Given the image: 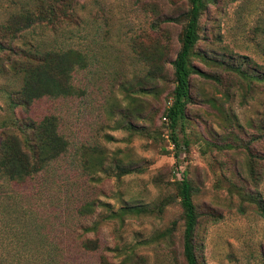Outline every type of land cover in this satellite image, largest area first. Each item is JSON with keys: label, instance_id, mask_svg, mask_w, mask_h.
Listing matches in <instances>:
<instances>
[{"label": "rangeland", "instance_id": "obj_1", "mask_svg": "<svg viewBox=\"0 0 264 264\" xmlns=\"http://www.w3.org/2000/svg\"><path fill=\"white\" fill-rule=\"evenodd\" d=\"M33 1L0 0V139L17 132L13 117L53 114L68 147L25 183L0 182V256L8 259L21 245L13 230H32L24 207L32 225L63 247L60 264H102V256L105 264L140 257L144 264H187L182 210L173 200L175 181L185 175L195 187L199 263L264 264V216L253 200L264 199V82L251 77L252 62L264 64V0H208L190 58L185 130L177 131L187 146L177 149L163 112L187 0H64L54 20L13 35L10 15ZM69 49L83 59L71 72L69 95L11 103L22 85L19 61ZM151 56L161 69L154 78ZM90 155L109 172L88 173ZM117 162L133 171L116 176ZM15 190L23 196L13 208L4 196ZM86 237L99 247L84 251Z\"/></svg>", "mask_w": 264, "mask_h": 264}, {"label": "trees", "instance_id": "obj_2", "mask_svg": "<svg viewBox=\"0 0 264 264\" xmlns=\"http://www.w3.org/2000/svg\"><path fill=\"white\" fill-rule=\"evenodd\" d=\"M187 2L189 7L184 13L182 21L183 25L179 37L180 47L175 58L171 61L174 82L172 99L163 112L164 117L168 118L169 137L176 149L182 144L187 146L186 140L182 141L183 143L180 142L177 131L185 130V107L190 99L189 79L191 73L195 72L190 58L199 39V19L208 0H187ZM63 6L64 0H34L29 7L10 15L14 28L11 24L9 29L15 35L35 21H52L59 15ZM3 48L4 46L0 42V50ZM40 55L36 58L31 57V61H19L22 85L16 98H11L13 105H29L34 100L44 96L58 97L71 93L69 82L71 72L76 67L83 65L82 55L72 49L45 51ZM146 61L151 64L148 76L154 78V74L161 70L160 65L152 56ZM249 62L247 60L246 63ZM252 65L253 75L251 77L264 82V64L252 62ZM10 124L17 132L8 130L0 139V182L9 181L16 185L23 184L43 172L53 162L63 157L67 151L68 141L59 132L58 121L53 114H47L39 120L29 117L23 119L13 117ZM87 163L90 168L88 173H94L97 170L109 172L107 168L103 167L104 162L99 156L90 155ZM115 167L118 169L115 173L118 177L133 171L130 166L121 165L119 162L115 163ZM175 182L177 194L173 200L178 198L183 215V255L187 264H200L195 254L193 237L198 217L192 200L195 187L185 175L179 177ZM19 194L20 197L23 196L15 190L13 193L6 194L4 198H12L14 200L13 208H15L18 206L16 200ZM253 200L260 214L264 216V199L258 195L253 196ZM171 201V197L163 199L160 206H165ZM130 209L131 206H126L122 210L128 212ZM22 211L28 215V220L31 223L27 225L33 231L28 228L23 229L20 227L21 225L13 230L12 235L15 241L21 242V245L14 250V253L8 252V259H5V256H0V264L63 263L65 256L63 247L56 244L46 232L39 231L41 225L36 222L32 225L33 219L30 209L23 207ZM92 228L86 229L92 230ZM80 245L86 252L96 250L99 247L97 238L89 237L81 238ZM104 260V256H102V264H105ZM123 264H126V261ZM135 264H144V260L141 257L137 258Z\"/></svg>", "mask_w": 264, "mask_h": 264}]
</instances>
